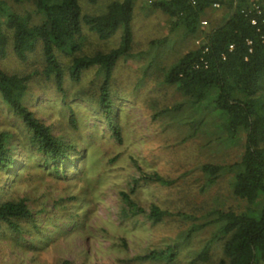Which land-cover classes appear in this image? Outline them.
Returning a JSON list of instances; mask_svg holds the SVG:
<instances>
[{
	"label": "rangeland",
	"instance_id": "rangeland-1",
	"mask_svg": "<svg viewBox=\"0 0 264 264\" xmlns=\"http://www.w3.org/2000/svg\"><path fill=\"white\" fill-rule=\"evenodd\" d=\"M155 1L136 0L132 57L121 60L114 72L120 140L93 106L102 83L97 68L86 71L80 84L66 83L67 103L55 84L39 75L26 94L24 103L53 127L55 135L78 148L61 175L40 156L35 158L32 146L24 149V125L0 99V130L18 136L7 197L26 200L34 217L22 235L0 231V264H216L222 256L216 246L208 262L197 261L217 231L214 213L247 209L234 195L235 173L230 168L243 155L245 134L229 137L227 119L214 111L211 99L188 106L177 87L162 84L164 69L203 39L185 37L184 28L172 31L169 17L151 8ZM79 2L85 14H101L108 5L107 0ZM225 15L214 7L201 29L210 31ZM121 36L119 31L101 41L85 32L82 54L110 52L119 47ZM69 62L63 57V65ZM1 67L28 76L42 71L44 64L37 54L25 63L9 55ZM177 106L182 108L165 113ZM71 115L76 118L73 125ZM205 165L224 168L215 183L203 173ZM143 172L167 182L147 183ZM123 193L142 212L130 214ZM153 206L171 215L153 224L147 217ZM168 248L177 250L174 262L139 260Z\"/></svg>",
	"mask_w": 264,
	"mask_h": 264
},
{
	"label": "trees",
	"instance_id": "trees-1",
	"mask_svg": "<svg viewBox=\"0 0 264 264\" xmlns=\"http://www.w3.org/2000/svg\"><path fill=\"white\" fill-rule=\"evenodd\" d=\"M99 0H90L95 4ZM101 14H85L79 0H0V99L12 116L22 121L28 150L32 146L44 162L53 166L56 174L63 173L64 164L78 151L73 142L57 136L52 126L24 103L30 84L37 75L55 84L65 97L66 83L80 84L84 73L97 68L102 78L93 106L120 140L116 122L117 94L113 88L114 72L121 60L132 57L133 21L136 0H107ZM264 4V0H260ZM216 5L224 10L225 18L204 32L203 18H208ZM151 8L169 17L171 30L184 28L185 37L202 38L173 66L164 69L162 84L177 87L188 106H200L211 99L214 111L227 119L225 129L234 139L245 134L244 152L230 166L234 171V195L247 203L243 212L216 211L213 223L217 231L197 257L208 262L210 251L218 246L222 256L216 264H264V22L253 9V0H157ZM257 24L253 25L252 21ZM122 31L119 47L110 52L82 54L85 32L108 41ZM37 54L44 67L28 76L10 74L1 67L9 55L25 63ZM63 57L69 64L63 65ZM82 95L83 93L80 92ZM88 101H90L88 99ZM67 103V102H66ZM182 106L166 110L177 111ZM71 115L70 123L76 120ZM1 126V125H0ZM18 136L8 129L0 130V231L22 235L25 225L34 221L26 200L7 197V179L16 161L15 141ZM25 165V164H24ZM26 166V165H25ZM22 171L24 167H17ZM223 167L205 165L203 173L215 183ZM143 174L147 183L165 185L158 174ZM129 213L142 210L122 194ZM171 214L158 206L151 208L148 219L158 224ZM27 226V225H26ZM176 248L154 251L140 257L143 262L176 260Z\"/></svg>",
	"mask_w": 264,
	"mask_h": 264
},
{
	"label": "built area",
	"instance_id": "built-area-1",
	"mask_svg": "<svg viewBox=\"0 0 264 264\" xmlns=\"http://www.w3.org/2000/svg\"><path fill=\"white\" fill-rule=\"evenodd\" d=\"M260 0H255L254 4H253V9L255 11H257L258 15L262 16V21L264 22V4L259 3ZM215 7H219V5H216ZM205 23V22H204ZM253 25L257 24L256 20L252 21Z\"/></svg>",
	"mask_w": 264,
	"mask_h": 264
}]
</instances>
